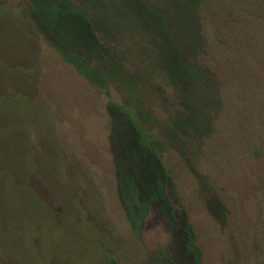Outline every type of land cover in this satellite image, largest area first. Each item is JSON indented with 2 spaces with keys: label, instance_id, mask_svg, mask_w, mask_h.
I'll return each mask as SVG.
<instances>
[{
  "label": "rangeland",
  "instance_id": "rangeland-1",
  "mask_svg": "<svg viewBox=\"0 0 264 264\" xmlns=\"http://www.w3.org/2000/svg\"><path fill=\"white\" fill-rule=\"evenodd\" d=\"M123 1L89 13L93 43L110 52L98 57L60 52L22 19L29 0H0V118L11 120L0 130L13 129L0 147V264H264V0L233 13L210 5L181 43L200 78L189 90ZM79 54L114 79L80 73L69 62ZM136 97L152 134L173 140L171 182L164 203L143 194L129 216L110 137L112 107L133 109Z\"/></svg>",
  "mask_w": 264,
  "mask_h": 264
},
{
  "label": "trees",
  "instance_id": "trees-1",
  "mask_svg": "<svg viewBox=\"0 0 264 264\" xmlns=\"http://www.w3.org/2000/svg\"><path fill=\"white\" fill-rule=\"evenodd\" d=\"M72 1L29 0L30 5L26 6V16L23 15L22 19L24 17L25 19H29L30 15L37 23L39 31L45 35L49 42L52 40L60 52L70 50L69 46L81 49L86 46L88 53L86 52L85 55L88 56L93 53L98 57L100 55L104 56L103 53H107L109 50L102 44L93 43L92 37H95L93 31L94 25L89 19L90 12L102 10L101 5L98 0H79L78 4L72 3ZM113 1L115 4L117 2L122 4L123 0ZM215 1H123V3H126V7H129L128 9L139 17L138 20L142 33L152 40L150 47L153 46L158 64L166 70L168 77L174 84L188 85V90L195 87L200 78L197 68L191 69L184 66L185 59L182 50L184 45H181V43L185 41L187 35L194 32L196 24L199 23L201 17L204 16L207 9H210V5H213ZM240 1H246L248 5L253 2H257L260 5L263 4V0ZM238 2L239 0H217V3L223 9H226V13L227 8L229 13H233V4L237 7ZM3 5L0 6L2 7ZM0 10L1 23L4 25L9 18L3 16L5 13L2 9ZM12 20L13 25L16 20H19L16 17V12H14ZM69 62L75 63L76 66L78 64L81 65L79 71L85 76L88 75L93 78L96 75L102 78L103 81L105 79H114L115 73L111 71L100 72L90 70L86 66L81 54L77 55L75 59H70ZM108 64L112 63L109 61ZM111 70L116 71L113 67ZM131 84L133 85V82ZM138 103L139 98L136 97L133 109H128L121 105L112 107L116 112L112 110V134L110 141L116 157L118 195L129 216L133 214L134 207L140 205V197L142 198L143 194H148L150 201L157 199L159 202L164 203L166 187L171 182L170 171L167 169L164 156L168 150V146L172 145L171 141L173 140L170 137H163L165 135L163 133L161 135L163 139H160V141L152 134V126L156 124V121L145 108L140 109L137 107ZM195 117H190L189 120H195ZM4 119L7 120V123L11 122L7 115L1 116L0 120L2 123H4ZM185 121L182 118L178 122L179 125H183V127L179 126L180 129L184 128ZM9 129L12 128L7 126L3 128V131L0 130L1 148L6 145L5 141L9 139L3 137L4 133L9 132ZM16 152L18 153L19 151ZM0 156L5 157V155ZM24 167L32 169L30 165ZM2 180L4 181V179ZM17 200H14V202ZM20 210L18 211L20 212ZM6 219L7 217H4V221ZM13 234L19 236L17 242L23 241L22 234L20 235L18 231H15ZM189 250L193 256H197L198 250L197 248H192L191 243L189 244ZM109 264H117V261L110 259ZM194 264L200 263L196 259Z\"/></svg>",
  "mask_w": 264,
  "mask_h": 264
}]
</instances>
